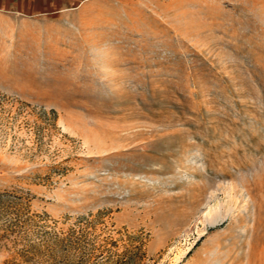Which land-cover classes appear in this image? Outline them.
<instances>
[{"label": "rangeland", "instance_id": "obj_1", "mask_svg": "<svg viewBox=\"0 0 264 264\" xmlns=\"http://www.w3.org/2000/svg\"><path fill=\"white\" fill-rule=\"evenodd\" d=\"M0 264H264V0H0Z\"/></svg>", "mask_w": 264, "mask_h": 264}]
</instances>
